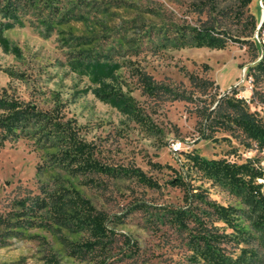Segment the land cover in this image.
I'll use <instances>...</instances> for the list:
<instances>
[{"label":"rangeland","instance_id":"rangeland-1","mask_svg":"<svg viewBox=\"0 0 264 264\" xmlns=\"http://www.w3.org/2000/svg\"><path fill=\"white\" fill-rule=\"evenodd\" d=\"M54 1L52 10H26L5 32L19 54L0 45V87L70 121L77 135L93 144L97 160L116 171L72 174L50 163L47 154L53 150L37 138L6 142L0 146V215L19 212L18 201L28 196L74 190L107 216L106 235L57 223L53 212L45 211L21 233L11 232L17 230L14 226H0V264H194L186 234L160 219L165 206L184 204L183 191L171 180L183 175L201 183L199 174L188 169L195 154L264 166V150L241 131L218 130L209 138L202 134V114L225 93L242 99L249 112L264 119V81L255 86L248 74L263 51L257 0L245 8L257 22L249 41H231L223 49L169 46L163 33L172 32L174 25L210 23L236 33L242 27L234 16L241 0ZM259 37L264 38V19ZM86 38L92 44L80 45ZM89 49L108 52L123 64L119 81L145 110L151 127L100 100L88 89V76L72 69L73 56ZM135 68L177 87L188 99L144 94L132 75ZM190 73L213 84L204 93ZM137 168L158 185L141 182L131 173ZM204 185L210 198L241 206L221 187ZM217 225L231 232L222 221Z\"/></svg>","mask_w":264,"mask_h":264},{"label":"trees","instance_id":"trees-1","mask_svg":"<svg viewBox=\"0 0 264 264\" xmlns=\"http://www.w3.org/2000/svg\"><path fill=\"white\" fill-rule=\"evenodd\" d=\"M251 2L241 0V7L234 16L242 27L236 33L220 28L215 23L174 25L172 32L164 30V41L166 45L174 47L212 49H223L231 41L247 43L257 27L254 15L246 14L245 11ZM56 6L54 0H0V45L7 52L19 54L18 48L10 43L5 32L21 21V15L26 10H52ZM82 44L91 45L92 42L86 38L81 40ZM122 65L115 62L108 52L94 49L81 50L71 60L72 69L88 76L92 83L88 89L100 100L151 127L152 122L145 110L119 81L117 73ZM249 74L253 76L255 86L264 81V55ZM132 75L148 96L188 99L177 87L157 82L144 70L135 68ZM188 76L204 93L213 84V81L194 73ZM202 115V134L205 138L218 130H239L247 140L256 143L261 151L264 150V119L249 112L245 102L234 94L221 95L216 106L207 108ZM29 137L37 138L41 145L51 148L53 151L47 154L50 163L69 173L113 174L116 171L97 160L93 144L81 139L70 121H64L51 111L40 110L30 101L11 96L0 87V146ZM188 169L199 174L201 183L196 184L195 178L190 176L188 179L183 175L171 180L172 185L183 191L184 204L165 206L160 219H167L180 233L186 234L194 264H264V166L260 162L238 163L224 157L209 159L195 154L190 157ZM131 173L146 185H158L140 168L133 169ZM205 182L221 187L230 196L240 200L241 206L221 204L210 198ZM17 206L19 212H12L6 217L0 215V226L17 228L11 229V232L21 233L22 229L35 226L38 216L50 210L57 223L87 228L96 237L106 235L107 216L74 190L28 196L19 200ZM219 221L231 232L218 226ZM245 222L249 223V228L244 225ZM237 248L240 249L239 253H236Z\"/></svg>","mask_w":264,"mask_h":264},{"label":"built area","instance_id":"built-area-1","mask_svg":"<svg viewBox=\"0 0 264 264\" xmlns=\"http://www.w3.org/2000/svg\"><path fill=\"white\" fill-rule=\"evenodd\" d=\"M263 19L264 18H262V21H261V23H260V25L258 26V28H257V37L259 38V42H260V44H261V46H262V48H263V51H262V55L260 56V58L258 59V61H260L261 60V58L263 57V55H264V38H260L259 37V30H260V28H261V26H262V24H263ZM257 61V62H258ZM249 74V73H248ZM251 76V75H250ZM251 78H252V80H253V83H254V79H253V76H251ZM180 145H181V143H179V144H174V148H179L180 147Z\"/></svg>","mask_w":264,"mask_h":264},{"label":"bare ground","instance_id":"bare-ground-1","mask_svg":"<svg viewBox=\"0 0 264 264\" xmlns=\"http://www.w3.org/2000/svg\"><path fill=\"white\" fill-rule=\"evenodd\" d=\"M257 6L259 7L260 9V12H261V19L264 18V9L262 7V0H257Z\"/></svg>","mask_w":264,"mask_h":264}]
</instances>
